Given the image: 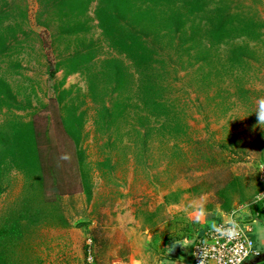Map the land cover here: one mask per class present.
<instances>
[{"label": "rangeland", "instance_id": "1", "mask_svg": "<svg viewBox=\"0 0 264 264\" xmlns=\"http://www.w3.org/2000/svg\"><path fill=\"white\" fill-rule=\"evenodd\" d=\"M26 3L34 33L22 53L13 58L25 68L24 76L7 78L16 92L25 94L31 101L32 108L18 114L36 123L45 164L54 162L57 172L68 175L65 182L71 186L77 183V187L62 201L70 227H30L15 248L14 261L18 264H136L142 259L168 260L164 247L187 236L183 228L193 231L196 228L189 226L195 220L192 209L187 207L190 201L206 194L205 207L213 214L220 208L215 192L231 176L243 178L247 188L245 196L236 197V203L251 201L253 193L260 189L258 173L264 164V129L257 126L253 113L258 99L264 97V38L250 43L256 55L248 60L244 71L229 70L224 47L216 53L220 59L213 61L212 67L216 69L213 71L205 62L191 67L189 63H195V59L186 57L182 63L176 55L166 58L167 98L189 126L188 137L164 142L151 140L145 151L135 149L134 138L127 136L129 123H136L132 112L129 123H122L121 130L113 134L112 140L118 138L115 145L105 146L108 136L98 134L89 120L86 128L89 137L84 144L88 162L93 168L96 162L108 157L113 168L111 172L104 169L102 175L94 167L89 200L80 186L74 147L60 123L56 87L64 75L63 72L53 78L49 75L57 62L51 32L37 24L36 0ZM232 7L264 21V0H232ZM94 8L92 5V16ZM95 25L96 22L91 37L99 44L103 59L112 53ZM62 89L87 94L85 81L79 75L67 78ZM19 99L24 100L22 96ZM4 114L0 112V123ZM189 137L193 143L188 141ZM231 143L239 145L236 149L240 156L241 149L247 154L243 161L234 162L236 157L222 148L223 144ZM47 184L53 185L50 178ZM1 185L0 226L21 199L24 177L12 170ZM196 185H201V194L184 193L179 203L164 205V197L170 192ZM48 192L49 197L56 193L55 189ZM151 238L152 242L147 244ZM90 250L93 263L88 258Z\"/></svg>", "mask_w": 264, "mask_h": 264}, {"label": "trees", "instance_id": "2", "mask_svg": "<svg viewBox=\"0 0 264 264\" xmlns=\"http://www.w3.org/2000/svg\"><path fill=\"white\" fill-rule=\"evenodd\" d=\"M36 2L37 24L51 32L53 53L57 52V62L49 75H64L56 87L60 123L74 147L80 186L89 200L94 167L102 175L104 169L113 170L108 157L93 168L88 162L84 144L89 137V120L98 134L108 136L105 146L115 145L118 138L112 140L113 134L121 130L122 123H129L132 112L136 123H129L127 136L134 138L135 149L145 151L151 140L188 137L189 126L167 98L166 58L176 55L182 63L186 57L195 59V63H189L191 67L205 62L213 71L212 64L220 59L216 53L224 47L229 70L244 71L248 60L256 55L250 43L264 38V21L233 8L232 0ZM28 14L26 0H0V112H5L0 123V194L7 173L14 170L24 177L21 199L0 226V264H18L12 256L30 227L69 228L62 201L77 187V183L71 186L65 182L68 175L57 172L54 162L53 166L45 164L36 123L18 114L31 109V101L16 92L7 78L24 76L25 68L13 58L22 53L34 33ZM95 22L112 53L103 59L99 44L91 37ZM74 75L83 78L87 94L62 89L65 80ZM187 139L193 143L190 137ZM237 147V143L222 146L236 157L234 162L247 157L242 149L240 156ZM49 178L52 186L47 184ZM49 189H55L54 197H49ZM246 189L243 178L231 176L215 192L221 210L231 213L236 197L245 196ZM184 193L201 194V185L170 192L164 197V205L179 203ZM259 193L256 190L250 200Z\"/></svg>", "mask_w": 264, "mask_h": 264}, {"label": "built area", "instance_id": "3", "mask_svg": "<svg viewBox=\"0 0 264 264\" xmlns=\"http://www.w3.org/2000/svg\"><path fill=\"white\" fill-rule=\"evenodd\" d=\"M259 183L264 186V164L259 167ZM264 195V187L261 192L255 196ZM254 197V198H255ZM264 198L259 199L255 203H251L250 206H256L263 203ZM235 215L231 219L235 220L242 230L241 235L235 239H228L227 237L218 236L211 228H206L202 235L198 236L191 249V261L192 264H199L200 252L204 251L207 255L204 257L205 264H235V254L241 252L243 249L248 248V244L251 243L252 247L249 249V255L240 261L243 264L248 258L254 255H258L255 242L253 240L254 224L253 220H247L240 218L239 215ZM226 222L218 224L217 226L225 225ZM252 252H256L253 254ZM88 258L90 263H93L91 250L88 252Z\"/></svg>", "mask_w": 264, "mask_h": 264}, {"label": "crops", "instance_id": "4", "mask_svg": "<svg viewBox=\"0 0 264 264\" xmlns=\"http://www.w3.org/2000/svg\"><path fill=\"white\" fill-rule=\"evenodd\" d=\"M259 185L260 189L258 190V192H261L263 186L260 183ZM252 201L240 205L236 203L232 212L229 214H226L220 208H217L213 214L209 213V215L206 216L205 219H203L199 223L191 221V224H189V226L195 225V230L193 231L192 229L187 230V228H183L184 231H187V236L180 238V241H182L183 246L186 248V254H188L187 257L178 260L171 259V261H169L170 258L168 260L155 259L153 262H150L151 260L149 259H142L140 262H136V264H192L191 249L197 237L202 235L206 228H211L213 225H218L227 222L232 218L233 215H235V212H238L236 215H239L240 218L247 219L250 221L253 220L255 222L254 226H256V230L254 228L255 234H253V240L255 242V248L258 255L251 256L243 264H264V200L263 203L260 205L250 206ZM190 219L193 220L191 215ZM150 241L152 242V238L151 240H147L146 243L148 244L150 243ZM173 241H170V243ZM170 243H168L167 247H164L166 258H168L166 256V250Z\"/></svg>", "mask_w": 264, "mask_h": 264}, {"label": "clouds", "instance_id": "5", "mask_svg": "<svg viewBox=\"0 0 264 264\" xmlns=\"http://www.w3.org/2000/svg\"><path fill=\"white\" fill-rule=\"evenodd\" d=\"M253 113H255L257 118V126L264 129V97L258 99ZM261 198H264V195L255 197L253 203H255ZM205 199H206V194H201V196L198 199L190 201L187 206L188 208L192 209L193 215L195 216L194 222L196 223H199L200 221L205 219L206 216L209 215V211L208 209H206L204 204ZM212 230L218 236L227 237L228 239H235L236 237L240 236L242 232L240 225L233 219L228 220L225 225H221V226L213 225ZM251 247L252 245L251 243H249L248 248H245L241 252L235 254L234 256L235 264H240V261L249 255V249H251ZM252 253L256 254V252H252ZM206 255H207L206 252L204 251L200 252L201 258L199 260V264H205L204 257Z\"/></svg>", "mask_w": 264, "mask_h": 264}, {"label": "water", "instance_id": "6", "mask_svg": "<svg viewBox=\"0 0 264 264\" xmlns=\"http://www.w3.org/2000/svg\"><path fill=\"white\" fill-rule=\"evenodd\" d=\"M166 256L170 259H183L188 256L186 248L183 246L182 241L176 240L169 244L166 250Z\"/></svg>", "mask_w": 264, "mask_h": 264}]
</instances>
